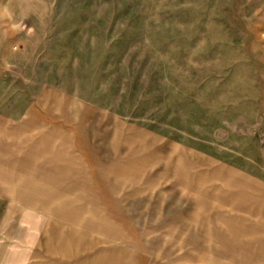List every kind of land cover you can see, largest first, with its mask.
Here are the masks:
<instances>
[{"label": "rangeland", "instance_id": "obj_1", "mask_svg": "<svg viewBox=\"0 0 264 264\" xmlns=\"http://www.w3.org/2000/svg\"><path fill=\"white\" fill-rule=\"evenodd\" d=\"M43 135L55 264H264V0H0V138Z\"/></svg>", "mask_w": 264, "mask_h": 264}, {"label": "crops", "instance_id": "obj_2", "mask_svg": "<svg viewBox=\"0 0 264 264\" xmlns=\"http://www.w3.org/2000/svg\"><path fill=\"white\" fill-rule=\"evenodd\" d=\"M20 129L16 126L3 138L15 139ZM47 139L43 135L41 143L32 145L27 141L25 151L14 156L20 150L2 144L0 138V241L2 236L8 240L0 242V264H55L58 243L66 246L64 239L57 240L55 228L65 227L75 208L67 201H49L60 199L71 188L55 187L56 174L65 173L56 165L64 153L57 154L56 146L47 145Z\"/></svg>", "mask_w": 264, "mask_h": 264}]
</instances>
